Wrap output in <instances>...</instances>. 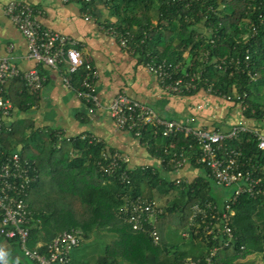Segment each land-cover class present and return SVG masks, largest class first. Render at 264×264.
Wrapping results in <instances>:
<instances>
[{
    "label": "trees",
    "instance_id": "obj_1",
    "mask_svg": "<svg viewBox=\"0 0 264 264\" xmlns=\"http://www.w3.org/2000/svg\"><path fill=\"white\" fill-rule=\"evenodd\" d=\"M69 1L80 3L92 17L101 16L98 5L106 7L109 16L103 27H113L127 36L143 64L165 60L176 66L175 76H195L196 89L183 95L211 87V94L231 96L237 104L236 96L246 94L243 116L264 133V0ZM231 59L240 60V68L249 66L243 72L233 62L231 68ZM222 61H226L227 70L218 68ZM64 71L61 67L60 72ZM83 77L82 70L74 74L72 86L80 88ZM5 95L20 111L28 112L38 93L15 77L7 81ZM90 140L86 136L59 141L55 131L35 130L29 120L11 125L0 136L4 150L19 151L39 174L27 197L29 247L47 244L63 231L80 229L84 239L71 254L73 264H185L188 258L203 262L219 241H208L204 233L189 225L192 207L212 203L223 208L228 200L213 195L216 181L207 166L198 162L200 149L192 137L184 133L165 137L155 134L150 126L141 140L160 159L166 173L175 172L171 151L200 170L193 181L183 179L179 185L152 166L123 164L107 173L103 168L109 162L103 156L107 147ZM227 144L252 158L257 175L264 179V150L258 148L254 134H242ZM122 171L128 181L120 177ZM138 196L158 202L165 210L157 223L159 244L146 233L133 230L121 215L126 201ZM233 209L230 224L234 240L217 252V264H248L243 260L251 254L259 255L264 264V196L243 194ZM187 231L189 238L184 236ZM7 242L10 264H33L20 252L16 240ZM39 250L44 251L45 246Z\"/></svg>",
    "mask_w": 264,
    "mask_h": 264
},
{
    "label": "built area",
    "instance_id": "obj_2",
    "mask_svg": "<svg viewBox=\"0 0 264 264\" xmlns=\"http://www.w3.org/2000/svg\"><path fill=\"white\" fill-rule=\"evenodd\" d=\"M85 1L90 2L91 0ZM4 13L26 38L28 58L50 66L59 72L60 68L64 67V73H60L64 84L70 88H74L71 84L72 76L81 70L84 71L80 88L74 89L87 104L98 107L102 105L97 91V71L93 64L85 59L80 44L75 38L44 26L38 18L36 8L25 1H9L4 6ZM85 18L88 20L92 16L85 13ZM104 29L117 40L121 47L135 52L129 45L127 36L119 33L113 27H104ZM245 60H249L248 56L245 57ZM229 62L231 68L234 62L237 64L238 70H243V72L249 66L247 63L246 68L243 69L239 67L240 60L231 59ZM145 66L158 78L162 87L169 93L186 94L196 89L195 76H189L188 73L180 77L175 76L176 66L170 62L151 61ZM218 68L227 70L226 61L218 64ZM248 74L252 79L255 78L250 71ZM15 77L22 78L26 85L36 93L43 89L46 80L38 69L21 71L8 57H0V136L11 129L9 119L12 116L14 105L5 95V85L9 79ZM206 91L212 93V88L209 87ZM221 98L231 102L239 114L244 117L246 94L236 96L239 100L237 104L231 96H221ZM107 109L116 126L128 130L140 141L144 131L150 126L153 127L155 134L161 133L165 137L177 133L191 136L200 149L198 162L207 166L217 185L232 189L223 208L212 203L204 205L196 203L192 207L189 225L195 226L197 233H204L208 241H219V244L211 249L210 254L203 262L188 258L185 264H217L215 260L217 252L230 246L234 240L230 224L231 218L235 214L233 205L243 194L254 197L264 196V179L257 175L258 168L252 164V158L246 157L241 149L231 147L227 142L237 139L242 134L251 133L258 138V148L264 150V133L247 122H237L226 128L208 129L167 120L151 106L132 99L124 92L116 95ZM85 138L86 136H84ZM94 140L98 141L91 137L90 141ZM171 155L170 162L173 164L175 172H178L184 167L187 160L185 157L179 158L173 151H171ZM103 156L105 160H109L103 168L110 174L121 169L123 164L130 162L129 156L118 150L111 152L108 149ZM120 177L128 181L125 171H122ZM38 178L39 174L29 159L23 158L19 151L7 152L0 143V237L3 238V241L0 242V264H10L8 248L4 244L8 240H16L20 252L33 264H73L71 254L84 239L80 229L63 231L47 244L39 242L34 249L28 245L31 211L28 209L27 197L31 185ZM182 181L181 177L175 178L177 185ZM164 211L158 202L138 196L126 201L121 209V215L133 230L146 233L154 244H159L161 236L157 223ZM190 235L188 231L184 233L187 238ZM43 245L45 250L40 251L39 248Z\"/></svg>",
    "mask_w": 264,
    "mask_h": 264
},
{
    "label": "crops",
    "instance_id": "obj_3",
    "mask_svg": "<svg viewBox=\"0 0 264 264\" xmlns=\"http://www.w3.org/2000/svg\"><path fill=\"white\" fill-rule=\"evenodd\" d=\"M9 1L0 0V57H8L21 71L38 69L46 78L28 112L14 106L9 119L11 125L29 120L35 130L55 131L59 141L93 137L107 149L129 156L131 168L152 166L170 180L181 177L187 182L193 181L200 170L187 162L178 172L166 173L160 159L151 154L146 144L128 130L116 126L107 109L116 95L124 92L151 106L161 117L194 127L226 128L237 122L255 125L242 117L231 102L207 91L200 90L191 95L167 92L135 53L121 47L105 31L102 23L109 15L102 4L98 5L101 16L87 20L81 4L76 1L22 0L36 8L44 26L75 38L85 59L95 67L102 105L87 104L74 88L64 84L58 70L28 58L26 38L4 13V6ZM4 244L9 248L10 244Z\"/></svg>",
    "mask_w": 264,
    "mask_h": 264
},
{
    "label": "rangeland",
    "instance_id": "obj_4",
    "mask_svg": "<svg viewBox=\"0 0 264 264\" xmlns=\"http://www.w3.org/2000/svg\"><path fill=\"white\" fill-rule=\"evenodd\" d=\"M153 23H156L155 21ZM213 186V195L218 199L228 198L231 194L232 189L231 188H223L216 183L212 184ZM182 247L181 243H179V247ZM242 260V259H241ZM243 262H246L248 264H261V259L259 255L251 254L247 256Z\"/></svg>",
    "mask_w": 264,
    "mask_h": 264
}]
</instances>
